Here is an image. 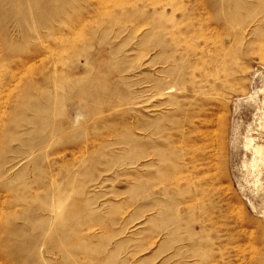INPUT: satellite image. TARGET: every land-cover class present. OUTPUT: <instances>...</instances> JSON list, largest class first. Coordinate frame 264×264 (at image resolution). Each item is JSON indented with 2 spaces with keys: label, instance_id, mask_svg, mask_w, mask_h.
I'll use <instances>...</instances> for the list:
<instances>
[{
  "label": "rangeland",
  "instance_id": "obj_1",
  "mask_svg": "<svg viewBox=\"0 0 264 264\" xmlns=\"http://www.w3.org/2000/svg\"><path fill=\"white\" fill-rule=\"evenodd\" d=\"M0 264H264V0H0Z\"/></svg>",
  "mask_w": 264,
  "mask_h": 264
}]
</instances>
